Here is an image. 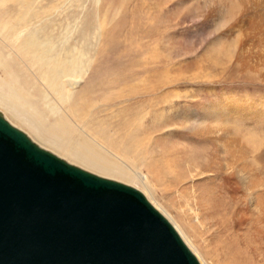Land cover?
Here are the masks:
<instances>
[{"label":"rangeland","instance_id":"obj_1","mask_svg":"<svg viewBox=\"0 0 264 264\" xmlns=\"http://www.w3.org/2000/svg\"><path fill=\"white\" fill-rule=\"evenodd\" d=\"M224 2L234 3L227 9L231 15L213 20L209 5L215 0H0V80L13 73L26 91L33 92L32 105L48 125L63 114L70 120L75 142H86L110 163L106 171L114 165L131 177L141 171L154 189L128 175L65 157L29 126L18 124L5 107L0 110L53 153L101 176L124 179L152 201H160L209 264H227L231 249L225 240L219 241L223 233L216 208L226 203L231 213L242 205L240 227L235 213L226 219L232 225L230 233L241 231L249 250L259 254L234 241L237 247L256 264H264V220L254 214L241 190L228 186L219 163L230 156L219 155L208 137L215 115H231L221 111L224 106L255 108L264 94V69L244 66L242 51L235 45L238 33L231 25L242 9L234 0ZM72 76L83 85H71ZM69 91L78 97L83 113L72 112ZM55 105L59 114L52 111ZM247 110L230 117L231 136L264 189V118ZM134 136L142 143L130 152ZM198 170L205 174L193 182L192 173ZM193 200L205 227L189 215L188 201Z\"/></svg>","mask_w":264,"mask_h":264},{"label":"water","instance_id":"obj_2","mask_svg":"<svg viewBox=\"0 0 264 264\" xmlns=\"http://www.w3.org/2000/svg\"><path fill=\"white\" fill-rule=\"evenodd\" d=\"M0 264H201L134 186L41 147L0 111Z\"/></svg>","mask_w":264,"mask_h":264},{"label":"bare ground","instance_id":"obj_3","mask_svg":"<svg viewBox=\"0 0 264 264\" xmlns=\"http://www.w3.org/2000/svg\"><path fill=\"white\" fill-rule=\"evenodd\" d=\"M234 2H235V6L242 9L241 16L238 19H236L237 21L233 22L231 25L236 30V33H238L237 39L235 41V45H236V48L238 50L242 51V63L244 64V66H247V64H248L249 66H251L254 69L256 67L264 69V0H242V1L241 0H234ZM232 4L234 5V3H232ZM232 4H225L224 0L223 1H216L215 0V3H213L211 6L209 5V12H210V15L212 16V19L216 20L217 18L222 17V15H226V14L228 15L230 12H229V10L227 11V9L232 7L233 6ZM232 9H234V8H232ZM227 12H229V13H227ZM229 15H231V14H229ZM0 63H1V61H0ZM75 76H78V75H75ZM75 76H72L68 82L71 85H81L83 82L78 83L79 78L75 77ZM6 85H7V89H6ZM28 91L29 90L26 91L22 87L18 78L14 77L13 73L9 72L4 80H0V106L5 107L4 109L6 112L7 111L9 113L11 112L14 115V116L12 115L13 117L16 116L15 118H17L19 120L18 121L16 119L17 123L21 121L27 127L29 126L30 127L29 129H32L34 131L33 133H35L40 139L44 140L45 143H49V145L50 144L56 145L58 147V149H60V152H58V153L62 154V151H63L64 152L63 154H65V157H68L66 155L73 156L74 158L81 160L83 163L87 164L88 166L91 165V168H92V166H95V167L101 168L102 170H105L104 166H107L110 163L107 160H105L102 156H100V153L98 151H96L95 149H92V147L87 145L86 142H84V141H82V142L76 141L75 142V139H73L74 138L73 137V129H72V126L70 125L71 124L70 120H68V118H66L62 114V116L61 115L59 116L60 118H59L57 123H53L52 125H48L50 123L47 124L48 121H47L46 117H44V115L40 112V110H38V108L36 106L32 105L33 104L32 100L36 99V97L34 96V94H32L33 92L31 93V91L30 92H28ZM69 93H70L69 107L72 109V112L74 114L83 113L82 112L83 106H81V104L78 103V100H79L78 97L75 98V95L70 91H69ZM262 98H263V101L261 100L262 102L259 103L260 105L256 106L255 108H253V107L251 108V106H247V107L242 106V108L241 107L239 108L238 106H237L238 108L237 107L227 108V106H224L221 111H224L227 113L232 112L231 115H224V114H219V113L217 115H215L216 124H215L214 128H212L209 131L210 133L208 134V137H210V139H212L213 142H215L219 155H220V153L221 154L227 153V155L230 156V159H228V161L223 160L221 163L218 162L220 164V167H221L220 171L223 170L225 172V175L222 174V176L225 177V181L229 184L228 186L230 188H233L234 191L237 188L239 190H241L244 193V195L247 196V198L249 200V207L252 208L251 210L255 212L254 214H257V217H259V219L261 218L264 220V189H262V185H261L262 179H261V177H259L258 175H256L253 172V169L246 164L247 162L245 163L243 161L245 158V155L243 153H242V159H241V157L239 155V150L237 148L238 140H237V138L234 137L235 135L231 136V127L232 126L230 124H232V123H229L230 117L233 115L236 116L240 110L245 111L248 109L247 114L255 111L257 113L258 117L264 118V94L262 95ZM0 111L8 119V117L5 115V113L2 110H0ZM52 111L55 112L56 114H59L61 109H60V107H57L55 105L52 108ZM10 122L13 123L12 121H10ZM20 123H18V124H20ZM17 125H15V126H17ZM24 125H22V126H24ZM20 129H22V128H20ZM22 130H24V129H22ZM26 133L29 136L31 135L30 132L29 133L26 132ZM30 137L32 139L34 138L32 135ZM34 141L37 142L36 139ZM44 141H42V142H44ZM45 143H44V146H45ZM141 143L142 142H141L140 138L138 136H134L131 143L129 144V149L131 150L130 152H134L137 149H139L141 147ZM42 145H40V146L43 148L48 146L47 145L44 147ZM49 147H51V145ZM45 149H47V148H45ZM126 149H128V146H126ZM49 151H52V150L49 149ZM52 152H54V151H52ZM126 153H128V152H126ZM57 155L62 157L59 154H57ZM62 158H64V157H62ZM126 158H128V157H126ZM64 159H66V158H64ZM67 161H69V160H67ZM70 163H72V162H70ZM79 164H81V163L79 162ZM111 168H112L111 171H106V170L105 171L108 173H111V174L121 175L122 177L123 176L126 177L127 175L128 176L131 175V174L129 175L127 173V171L123 170L120 165H114ZM101 169H99V170H101ZM202 170H198L199 172L194 173V174L192 173L191 178H192L193 182L196 181L198 178L204 176L205 172H203ZM135 173H136L135 174L136 176H134V175L132 177L130 176L133 180L138 179V182L140 181V183H143L145 186H147V187L150 186L152 189L155 188L154 184L152 183V181L150 180V177L147 174H144L141 171H136ZM99 175H101V174H99ZM104 177H106V176H104ZM107 178H110V177H107ZM117 178H115V180H117ZM119 178H120V176H119ZM111 179H113V178L111 177ZM120 179H123V178H120ZM127 179H128V177H127ZM123 180H122V182H123ZM222 182H224V181H222ZM124 183H126V182H124ZM126 184H129V183H126ZM131 186H134V185H131ZM134 187H136V186H134ZM141 192H143V191H141ZM147 194L148 193H146V194L144 193V195L154 205V207L159 212H161L171 222V224L176 228V230L179 232L180 236L182 237V239L184 240L186 245L190 248V250L198 258L199 262L201 264H209L206 260V258H208V257H206V256H205L206 258L204 257V255L201 253L198 245L193 240V238L190 237V235L185 231V229L182 228L183 225H181V223H179V221L171 213L168 212V210L163 206L164 204L162 205L161 202L157 201V200L152 201L148 197ZM150 194H152V193L150 192ZM232 194H234L233 191H232ZM193 197H195V194ZM188 204H189V211L191 213L189 215H192L193 217L195 216L194 219L202 226L203 222H202L201 218L203 215L202 216L200 215L201 209L198 207V205L195 203L194 200H193V202L188 201ZM225 204L224 205L222 204V206L219 208H216V210L217 209L219 210L218 218L220 217V219H218L219 221L217 222V226L219 229L222 230V233H223L221 235V238L219 239V241L221 243V242H223V240H225L231 248L230 251L227 253V255L229 257L227 264H256L255 258L252 256L253 259H251L250 257L246 256L245 251L243 249L238 248L234 242V241L242 242L243 248L246 251L254 250V252L256 254H259L253 248H251V250H249L250 248H248V244L245 241V238L242 237L240 234L241 231H240V233L236 232L235 234L230 233V229H231L232 225L230 224L229 221H230V217L233 216L234 213H235V218H233V219H234L235 225L238 224V227L241 226V223H239V222L241 221V217H243L242 205L241 206L238 205V207H235V209L233 208L234 210L230 213L227 209H225V206H226ZM216 218L217 217H215V219ZM236 218L238 219V221L236 220ZM226 219L229 221H227ZM239 219H240V221H239ZM213 223H215V222H213ZM235 225L233 227H236ZM214 226H216V224ZM203 227H205V226L203 225ZM217 231H218V229H216V232ZM244 235H246V234H244ZM249 238H251V237L246 238V240ZM205 241L207 243V239H205ZM208 242H209V239H208ZM250 243L253 246V243L252 242H250ZM211 244H212V242L210 241L209 247L211 249H213ZM254 245H256V244L254 243ZM258 245H256V248ZM218 258H222V256L219 254ZM210 262H211V260H210Z\"/></svg>","mask_w":264,"mask_h":264}]
</instances>
